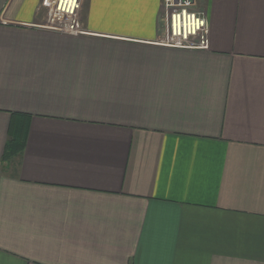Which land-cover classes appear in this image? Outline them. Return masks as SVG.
I'll use <instances>...</instances> for the list:
<instances>
[{
  "label": "crops",
  "instance_id": "0c3cea01",
  "mask_svg": "<svg viewBox=\"0 0 264 264\" xmlns=\"http://www.w3.org/2000/svg\"><path fill=\"white\" fill-rule=\"evenodd\" d=\"M193 3L207 49L164 0H82L76 35L0 0V264H264V0Z\"/></svg>",
  "mask_w": 264,
  "mask_h": 264
},
{
  "label": "built area",
  "instance_id": "2783aa9c",
  "mask_svg": "<svg viewBox=\"0 0 264 264\" xmlns=\"http://www.w3.org/2000/svg\"><path fill=\"white\" fill-rule=\"evenodd\" d=\"M193 0H164L168 19L165 43L191 49H207L208 26L205 13L196 10ZM82 0H40L44 16L39 28L65 34L81 33L79 13Z\"/></svg>",
  "mask_w": 264,
  "mask_h": 264
},
{
  "label": "trees",
  "instance_id": "16d2710c",
  "mask_svg": "<svg viewBox=\"0 0 264 264\" xmlns=\"http://www.w3.org/2000/svg\"><path fill=\"white\" fill-rule=\"evenodd\" d=\"M28 124V115L21 113L11 115L8 139L5 144L2 160H10L22 152L27 137Z\"/></svg>",
  "mask_w": 264,
  "mask_h": 264
},
{
  "label": "rangeland",
  "instance_id": "374dc122",
  "mask_svg": "<svg viewBox=\"0 0 264 264\" xmlns=\"http://www.w3.org/2000/svg\"><path fill=\"white\" fill-rule=\"evenodd\" d=\"M81 8H82V6H81ZM81 11V10H80ZM79 15H80V13H79ZM165 16V15H164ZM164 29V28H163ZM166 32H167V29H165V31H163V35H162V37H161V41L164 43V44H166L165 43V40H166Z\"/></svg>",
  "mask_w": 264,
  "mask_h": 264
},
{
  "label": "water",
  "instance_id": "95a60500",
  "mask_svg": "<svg viewBox=\"0 0 264 264\" xmlns=\"http://www.w3.org/2000/svg\"><path fill=\"white\" fill-rule=\"evenodd\" d=\"M190 1H192V0H190Z\"/></svg>",
  "mask_w": 264,
  "mask_h": 264
}]
</instances>
